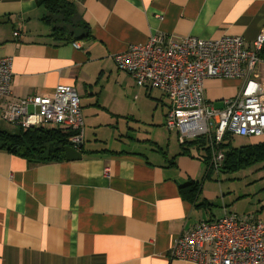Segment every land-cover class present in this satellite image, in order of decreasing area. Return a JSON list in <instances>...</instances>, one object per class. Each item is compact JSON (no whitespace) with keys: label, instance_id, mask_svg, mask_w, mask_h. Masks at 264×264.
Listing matches in <instances>:
<instances>
[{"label":"crops","instance_id":"crops-1","mask_svg":"<svg viewBox=\"0 0 264 264\" xmlns=\"http://www.w3.org/2000/svg\"><path fill=\"white\" fill-rule=\"evenodd\" d=\"M69 1L92 39L55 40L38 0H0V59L12 60V95L53 99L59 85L72 86L85 121L81 160L32 163L0 146V264H194L169 257L182 233L239 201L248 205L236 213L264 221V188L235 195L221 174L231 172L214 169L211 151L207 159L165 127L164 94L139 88L113 60L154 35L235 36L250 46L264 33V0ZM258 79L264 85V53ZM241 88L206 79L205 98L222 109ZM129 121L154 133L125 134L135 132ZM236 137L225 143L264 144V136L244 137L236 146ZM192 183L198 192L190 200Z\"/></svg>","mask_w":264,"mask_h":264},{"label":"built area","instance_id":"built-area-1","mask_svg":"<svg viewBox=\"0 0 264 264\" xmlns=\"http://www.w3.org/2000/svg\"><path fill=\"white\" fill-rule=\"evenodd\" d=\"M263 53L264 33L250 46L235 36L216 40L189 36L174 41L154 35L145 45L130 46L113 60L139 88L164 94L169 104L165 127L176 131L183 145L207 140L218 171L225 161L222 145L229 135L264 136V85L258 79ZM12 76V60L0 59L2 120L21 129L58 127L72 134L70 146L80 150L85 121L76 89L59 85L53 99H16ZM206 79L240 81L241 92L218 109L205 98ZM169 257L194 264H264V221L253 214L225 212L221 219L202 222L179 235Z\"/></svg>","mask_w":264,"mask_h":264},{"label":"trees","instance_id":"trees-1","mask_svg":"<svg viewBox=\"0 0 264 264\" xmlns=\"http://www.w3.org/2000/svg\"><path fill=\"white\" fill-rule=\"evenodd\" d=\"M38 2L46 10L42 21L52 28V37L55 40L92 39L90 27L78 16L73 2L69 0H38ZM71 135L53 126L20 128L17 133L0 130V146L3 150L19 155L32 163L60 162L66 160V148L72 145L69 141ZM184 146H197L205 151L206 158H209L208 142L203 138L189 141ZM222 148L226 149V152L221 169L227 172L235 173L264 162V144L236 148L228 141V143L224 142ZM188 186L192 188L189 192L190 200H193L198 192V184L192 183Z\"/></svg>","mask_w":264,"mask_h":264},{"label":"rangeland","instance_id":"rangeland-1","mask_svg":"<svg viewBox=\"0 0 264 264\" xmlns=\"http://www.w3.org/2000/svg\"><path fill=\"white\" fill-rule=\"evenodd\" d=\"M159 94V93H158ZM130 122V121H129ZM130 128L135 129L133 132L132 130L127 131V128L124 129L125 134L130 133L131 136L138 137L140 139H148L150 137V134L154 132H150L155 130V127L146 125H136L133 121L130 122ZM0 127L4 128L2 130L8 131L10 133H17L20 128L15 127L13 125L7 124V122H2V125ZM123 127V124H122ZM176 132L173 133V139L176 140L175 134ZM174 140V141H175ZM244 137H236V146L240 145V142H244ZM176 143V142H175ZM222 174V177H224L226 183V187H231L233 190H235V195H241L244 193H253L256 191H260L261 188H264V162L258 163L248 169L241 170L237 173H227V174ZM263 177V180H259L260 178ZM259 180V181H257ZM251 200V199H249ZM222 205V203H220ZM218 203V206H220ZM248 205V202H237L234 206V210H240L242 207H246ZM233 211V213H236L233 209H230ZM237 214H239L237 212ZM243 215V214H239Z\"/></svg>","mask_w":264,"mask_h":264},{"label":"water","instance_id":"water-1","mask_svg":"<svg viewBox=\"0 0 264 264\" xmlns=\"http://www.w3.org/2000/svg\"><path fill=\"white\" fill-rule=\"evenodd\" d=\"M82 147V146H81ZM67 161H77L81 160L82 153L80 150H77L71 146H68L65 151Z\"/></svg>","mask_w":264,"mask_h":264}]
</instances>
